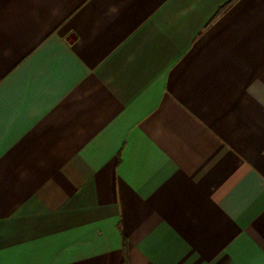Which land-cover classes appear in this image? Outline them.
Masks as SVG:
<instances>
[{
    "label": "crops",
    "instance_id": "crops-1",
    "mask_svg": "<svg viewBox=\"0 0 264 264\" xmlns=\"http://www.w3.org/2000/svg\"><path fill=\"white\" fill-rule=\"evenodd\" d=\"M264 264V0H0V264Z\"/></svg>",
    "mask_w": 264,
    "mask_h": 264
},
{
    "label": "snow or ice",
    "instance_id": "snow-or-ice-1",
    "mask_svg": "<svg viewBox=\"0 0 264 264\" xmlns=\"http://www.w3.org/2000/svg\"><path fill=\"white\" fill-rule=\"evenodd\" d=\"M211 256H204L203 254H202V257H201V264H204V260H211Z\"/></svg>",
    "mask_w": 264,
    "mask_h": 264
}]
</instances>
